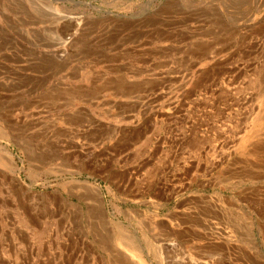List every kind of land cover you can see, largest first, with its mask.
I'll return each mask as SVG.
<instances>
[{
    "label": "rangeland",
    "instance_id": "374dc122",
    "mask_svg": "<svg viewBox=\"0 0 264 264\" xmlns=\"http://www.w3.org/2000/svg\"><path fill=\"white\" fill-rule=\"evenodd\" d=\"M261 96L264 0H0V264H264Z\"/></svg>",
    "mask_w": 264,
    "mask_h": 264
},
{
    "label": "bare ground",
    "instance_id": "6f19581e",
    "mask_svg": "<svg viewBox=\"0 0 264 264\" xmlns=\"http://www.w3.org/2000/svg\"><path fill=\"white\" fill-rule=\"evenodd\" d=\"M260 103H261V105H263L264 106V96L262 97H260ZM262 107V106H261ZM261 109V108H260ZM262 114V113H261ZM22 185V184H21ZM91 193V192H90ZM84 195V194H83ZM91 198H93V197H91ZM95 198V197H94ZM97 199V202H98V197L96 198ZM96 202V201H95ZM94 202V203H95ZM96 202V203H97ZM101 204V203H100ZM53 205V204H52ZM58 205V204H57ZM94 205V204H93ZM99 206V205H98ZM100 208V207H99ZM93 209V208H92ZM97 209V208H96ZM95 210V209H94ZM156 226H158V225H156ZM160 226H158V227H156V229H158ZM155 228V227H154ZM153 229V228H152ZM151 230V229H150ZM159 230V229H158ZM118 238H119V243L122 245V247H124L126 250H128V252L133 256V257H137V253H136V249H134V247H133V245H132V240L129 238V237H127V236H124L123 235V233L122 232H120L119 231V234H118ZM168 238V237H167ZM105 240V239H104ZM99 241V240H98ZM165 241V240H164ZM104 248V247H103ZM167 249H169L168 247H167ZM166 249V250H167ZM109 251V250H108ZM213 259V258H212ZM212 259H207V260H205V262L204 263H211L210 261L212 260Z\"/></svg>",
    "mask_w": 264,
    "mask_h": 264
}]
</instances>
